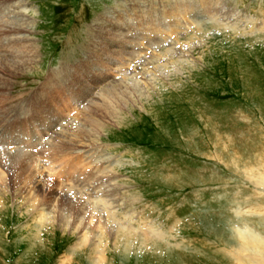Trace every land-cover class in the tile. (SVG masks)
Returning <instances> with one entry per match:
<instances>
[{"label":"rangeland","instance_id":"obj_1","mask_svg":"<svg viewBox=\"0 0 264 264\" xmlns=\"http://www.w3.org/2000/svg\"><path fill=\"white\" fill-rule=\"evenodd\" d=\"M204 1H211L213 15L221 17L209 18L205 11L209 5L204 6ZM170 2L175 1H0V25L13 27L26 22L22 26L26 32L18 38L27 37L38 50L33 66L13 75L0 69L2 157L8 161L24 153L37 154L41 171L43 165L53 166L46 160H55L56 170L64 168L60 161L68 164L67 170L75 163L77 172H84L92 182L100 179L110 185L108 192L114 202L110 209L116 215L112 225L122 224L131 236L116 235L112 225L102 232L95 227L100 218L87 210L86 214L82 210L66 213L71 225L64 227L59 212L64 201L59 204L54 194L60 188H50L46 170L36 179L39 183H16L11 178L15 174L1 170L5 181H0V264H252L240 253L239 238L246 228L264 237V0H194L195 6L190 5L196 10L191 19L202 24L188 30L178 26L175 33L165 32L162 39L153 40L169 37L162 46L170 49L174 45L171 63H177L175 66L155 71L165 50L153 54L161 45L148 50L150 41L145 39L138 52L151 66H142L137 60L128 69L125 66L120 71L119 64H114L113 70L102 71L109 78L103 81V88L124 90L120 95L127 100L124 102L125 96L112 100L116 109L114 113L109 109L113 114L102 119L103 129H92L91 124L82 127L83 116L73 123L78 110L84 111L90 100L103 93L95 83L100 70L97 75L88 72L91 74L85 81L94 83H87L93 94L77 104L73 96L62 98L56 83L51 82L78 66L87 69L89 60L104 59L105 49L109 50L113 41L107 32L117 30L114 24L126 23L119 19L120 14L137 23L144 22L146 16L154 30L150 11L161 13L172 5ZM220 8L228 13L226 17L216 13ZM16 13L25 15L21 19ZM196 15L203 19L194 18ZM153 35L149 38L154 39ZM1 38V45L7 46L12 36ZM137 65L138 70L134 68ZM43 90L48 96L42 100ZM117 92H112L114 97ZM61 98L59 107L56 102ZM39 100L45 103V115L35 109L37 105L34 109L31 106ZM67 101L73 109L65 108ZM40 116H45L47 131L43 134H49L40 143L20 144L17 136L24 129L16 132L13 127L32 125V133L37 134L44 130ZM57 116L60 124L54 123ZM72 123V132L66 137L73 143L65 142L66 146L70 143L69 149L64 148L55 159L52 153L41 155V151L58 145L56 133ZM79 129L87 136L80 139L82 143L73 137V131ZM66 177L58 181L67 183ZM74 181L80 184L71 182L73 186L83 187L81 179ZM44 215L53 219L51 226ZM76 215L85 217L78 231Z\"/></svg>","mask_w":264,"mask_h":264},{"label":"bare ground","instance_id":"obj_2","mask_svg":"<svg viewBox=\"0 0 264 264\" xmlns=\"http://www.w3.org/2000/svg\"><path fill=\"white\" fill-rule=\"evenodd\" d=\"M6 1H12V0H6ZM172 1H175V2L173 4L170 2L172 5L165 8L166 10L169 8V10H168L169 12L166 10L162 11L161 13L160 12H153L152 10L150 11V14H154L149 19L151 22H155V25H154L155 29L154 30L151 29L150 28L151 25L146 22L147 19H146L145 15H144L145 17L143 16L144 22L143 21L139 22V20H138V23H137V22H135V20L126 17L125 14H120L119 19L124 18L123 22H126V23L120 24V25L114 24L117 30L116 31L109 30L107 32L109 35H111L113 41L111 43L107 41L108 43H110L111 47L109 50L107 48L105 49V52H104L105 58L104 59L94 58L93 61L89 60L88 62H86V64L89 65L90 67L87 66V69H85V70L83 69V67L81 68L80 66H78L73 71L67 70L66 74L64 76L60 73L61 77L57 76V78L51 79V82L56 83V84H54V87L56 89H58L56 91L62 96V98L68 97V100H70V99H72L71 96H73L74 98L72 100L75 101V104H77L79 102L84 101V99L89 98L90 94H93V92H92L93 90L89 86H87V83L89 84L92 82L91 81H87V82L85 81V79L87 78V75L91 74L88 72H93L97 75V72H99V70L101 71V73H99L98 77L96 78L95 83L99 84L97 88L101 89V91L103 93H100V95L97 94L99 96L98 99L90 100L91 102H90V104H88V106L83 102L87 106V108L81 112L78 110L79 115H77V117H75L73 119V123L75 121H77V119L81 120L80 116H83L82 118L85 117L84 118L85 124H83L84 126L82 125V127H85V126L88 127L90 124H91L90 127L92 129H103L105 127V126H102L103 125L102 119L105 118L104 116L107 114L112 115L115 112L114 109H116L113 107V101L112 100L113 99H119L122 96L124 98L125 95H120V94L124 93L123 92L124 90L121 91V89H120L118 91L117 87L115 88L114 86H113V89H110V90L103 88V85H104L103 81H107L109 78H107V74L105 72H102V71L113 70L112 66L114 64H119V68H120L119 70L120 71L123 70L124 68H122V67H125V66H126V69H128L127 67H129L130 65H132V66L136 65L135 62L137 60L142 61L140 63L142 66H145L144 65L145 63H146V65L149 64L147 62L149 59L145 60V58H142L143 56H142L141 52H138L141 50L142 47H144V42L146 41L145 39L150 41L149 44L147 45L148 50L151 47H153L155 44H158V46L161 45L159 47L158 51H153V54L160 52L161 49L165 50L162 54V57L160 56L159 59H157L158 61L155 59V61H157L156 65L153 63V65H155L154 66V70L156 69L155 71L159 72V70H161V69L167 70V68H169L170 66L172 67V66H175L177 64L174 62L171 63L174 60L173 59L174 57L171 56V55H173L172 53H173V49H174L173 46L174 45H171L170 49L164 48L162 46L163 42L168 40L169 37H167L166 39H163L162 41H159V42L153 41V40L162 39L164 37L163 35L166 33H170V34L173 32L175 33V29H174L175 27L181 26L183 29L188 30L191 27H193L195 24H199L201 22H199L195 19H191V17H192L191 13H193V11L196 10V8L194 7L195 5L193 4V3H195L194 0H172ZM191 2L194 6L190 5ZM198 2L200 3L201 0H198ZM204 2L207 3V4H204V6L209 5L207 10H205L209 14V16H211L209 18H211V19L216 18L217 19V17H221V15H219V14L216 16L213 15V13H215V12H212L213 11L212 6H214V5L211 1H207V2L204 1ZM149 7H151V6H149ZM23 8L25 9L26 7L23 5ZM221 9L222 8H220V10H216V13L219 12L222 15H224L222 17H226L228 15V13L225 14ZM18 10L20 12L22 11L21 8H18ZM214 11H215V9H214ZM147 13L149 14V11ZM3 14H4V12H3ZM12 14H15V12H12ZM163 14H164V16H163ZM19 15L17 18L21 17V19H22L23 15H25V13H22ZM212 16H215V17L212 18ZM194 18L203 19V17H198L197 15ZM130 21H131V23L128 24V22H130ZM182 21H186V22L184 23ZM133 22L136 23V27H135V24H133ZM24 25H27V23L25 22V23H23V25L21 24V25L13 26V27L12 26H5L4 24H3V26L0 25V39H2L1 36H7V35L12 36V38L10 40L8 39V42L6 44L7 46H3L0 43V65H1L0 69L4 68L6 73H10L12 75L16 74L20 70L25 69L27 66H33V64H35V60H36L37 55H38L37 47H36L35 43H33V41L31 42V40H28L27 37L18 38L19 34L23 35V33L26 32L22 28V26H24ZM158 27H159V30H158ZM1 28H3V30H2L3 32L1 31ZM198 29L202 30V27H200ZM162 30H164V32ZM122 31H124V33H122ZM196 31H197V29H196ZM125 32H127V34ZM198 32H200V31H198ZM152 34H154L156 36L155 37L153 35L154 39L149 38L150 35L152 36ZM135 41H137L139 43L138 46L133 45ZM172 47H173V49H172ZM99 52H100V50H99ZM89 53H91V52H89ZM146 53L147 52H145L143 54L146 55ZM134 55H136V56H134ZM132 56L134 58H132ZM152 56H154V55H152ZM176 56H178V55L176 54ZM127 58H129V59H127ZM183 58L184 57H181V59H183ZM114 59H116L118 62L114 63ZM95 60H98V61L94 62ZM151 60H152V58H151ZM123 62H124V64H123ZM125 62H127V64ZM90 63H92V64H90ZM142 63H144V64H142ZM83 65L86 66L85 64H83ZM92 65H94V67ZM9 67H11L12 70ZM134 68H136V70H138L139 67L137 65ZM20 76H21V74H20ZM47 82H50L49 78L47 79ZM92 84H94V83H92ZM74 85H81V86L78 88V90H73L75 88L71 89V87ZM90 86H93V85L90 84ZM111 86H112V84H111ZM112 92L118 93V94H116V97H114V94ZM39 93H37V94L39 95ZM40 95H41L42 100H43V97H47L48 93H45V90H43L42 93H40ZM1 96H2V93H0V98L3 99V97H1ZM3 96H5V95H3ZM62 98L59 99L58 102H56V104L59 103V105H58L59 107L62 105L61 104ZM45 99H47V98H45ZM48 100H49V98H48ZM126 101L127 100H126V96H125L124 102H126ZM38 102H41V101L39 100ZM38 102H36L35 104H31V106L34 109V107L37 105V107L35 109L37 111L39 110V112H42L43 115H45V108L44 107H45V103L47 102V100H45V103H42V102L38 103ZM69 102L67 101V103L64 104L65 108H67V110L73 109V107L71 106L72 103L71 102L69 103ZM120 103H123V101H120ZM64 105H63V107H64ZM109 109L113 110V113H112V111H109ZM67 112H68L67 115L69 116L71 114V112H69V111H67ZM107 112H109V113H107ZM38 114H40V113H38ZM89 114H91L93 116L91 117ZM65 118H67V117H65ZM40 119L42 120L40 123V127H41L43 122H45V116H44V118H42V116H40ZM59 119H60L59 116H57L54 123L55 124L59 123L58 122ZM88 121H89V124L87 125ZM51 122H53V121L51 120ZM73 123L66 126L65 128H63L60 133L57 132L56 134H58V135L55 138L53 137L56 140V142L58 143L57 146L50 148L48 151L43 150L40 152V154L45 156L46 154L50 155V153H52L51 157H53L55 159V157H58V154L63 153L64 148L69 149L70 143H68V146H66L65 142H72L73 140L72 141L68 140L66 135L68 134V132H70L72 130L71 127L73 126ZM44 126H45V124H43L42 129H44ZM13 128L16 132H18V131L20 132V130L24 129L17 136V138L20 137L19 139H17L20 142V144H24V145H28V142H32L33 145L36 144L37 142L40 143V141L43 138H45L46 135L49 134V133L43 134L45 131H47V129L40 130V131H38L37 134L32 133V131H33L32 125H30V127H23V128L22 127H13ZM14 130H12V131H14ZM12 131H11V133H13ZM84 134L86 136V133H83L81 129L73 131V137L79 143L83 142L81 140L84 138L83 137ZM90 135L91 134L89 133V138L91 140ZM25 137H28V138H25ZM23 138L26 139V141L22 140ZM8 141H11V140L8 139ZM4 142H7V141H4ZM53 153H55V154H53ZM21 154H23V153H21ZM2 155H4V154L0 153V171L6 170V172L9 174H11V173L15 174V176H14L15 178H13V177H11V178L13 180H15L16 183L21 182L22 180H25V181H29V180L33 181L34 180L35 183H39V181L36 179L42 178L43 177V171L44 170L47 171L48 175L46 177L49 176L47 183L50 182L49 183L50 188H54V190L60 188L59 190H56L55 193L52 192V194L54 193V194H56V197L58 196L57 200L59 201V204H61L60 203L61 200H63L64 202H67V203L62 202L63 208L59 209V212H61L60 213V221H61L60 224H62L64 227L68 228L71 225V223H70L71 221L69 218L66 217V213L73 212L75 214H79L80 210H82L83 213H85L86 212L85 210H87V212L89 211V213H93V215H97V217L100 219H97L98 221H97V223H95L96 224L95 227H97L102 232H103V230H104V232H106L105 226H107V228H108L109 225H112L113 223H115L113 221L114 220L113 216L116 217V215H115V213L111 212V209H110L114 203L113 202V196L109 195L110 193L108 192L110 185L106 186V184H104L102 182V180H100V179H98L99 183H97V181L92 182V179L90 176L86 175L84 172L83 173L77 172V169L75 167L76 165L74 162H73L74 165H72V164L69 165L70 168H68V170H67L66 165L68 166V164H64V162L60 161L62 163L61 166L64 168H63V170L62 169L56 170L54 166L58 163L57 162L54 163L53 161H55V160H46L48 163L49 162L53 163V166L50 167L51 166L50 165V166H47V168L44 165H43V168L40 166V168H42V170H43V171H41V169L37 168L38 167L37 163L40 161V159L38 161L36 160L35 155H37V154H30V153L26 154V153H24L23 154L24 156L14 157L15 159H8V161H5L4 158L2 157ZM37 158H40V157H37ZM19 169H21L20 170L21 173L17 172ZM104 171H102V172H104ZM56 177H59V178L54 183L53 180ZM63 177L64 178L66 177L65 182H67V183H61L58 181L59 179H61L63 182V179H64ZM76 178H77V180H80V179L82 180L80 182H82L83 187H81L82 185L73 186V184H71V182L79 183V181H74ZM45 179H47V178H45ZM0 181H5L3 175L1 176V174H0ZM263 186H264V184H263ZM62 187H65V188L62 189ZM66 187H68V188H66ZM71 193H74V194L72 195ZM50 195H51V193H50ZM70 195H72V196H70ZM90 209H91V211H90ZM94 211H96V213H94ZM59 212L57 214L58 216H59ZM102 212H104L106 214L105 221L102 219L103 217L101 218ZM47 215H49V214H47ZM47 215H44L43 217H46ZM93 215H91V218H92L91 222H94V220H95L94 219L95 216H93ZM76 217H77L78 223L76 225V228H75V226L73 228H75V231H78L80 226L83 225V221H84L85 217L81 218V216L76 215L75 219H76ZM55 219L58 221V217H56ZM42 220H44V219H41V221ZM52 220L53 219H49L46 217L44 221H46L47 224H49L51 226V224H53ZM104 223H107V224L104 225ZM91 225H92V223H91ZM110 227H111L112 231H115L116 235L121 233L122 236H130V234H129L130 232L128 233V235H126V233L124 231H127V229H124L122 224H114ZM113 227H115L114 230H113ZM241 231L242 232H241V235L239 238V241L241 242V244H240L241 252L240 253L244 254L245 258L250 259L252 264H253L252 258L255 260L254 262L256 264H258V263L264 264V237L252 229L246 228V229H242ZM108 232H110L109 229H108ZM125 239H126V237H125ZM85 245H86V243H85ZM98 264H100V263H98Z\"/></svg>","mask_w":264,"mask_h":264}]
</instances>
